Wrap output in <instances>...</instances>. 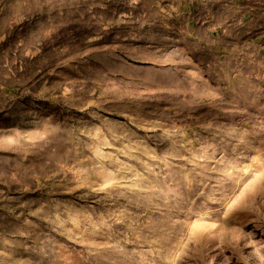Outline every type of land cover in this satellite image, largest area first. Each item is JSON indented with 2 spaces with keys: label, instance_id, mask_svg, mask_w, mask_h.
Returning a JSON list of instances; mask_svg holds the SVG:
<instances>
[{
  "label": "rangeland",
  "instance_id": "rangeland-1",
  "mask_svg": "<svg viewBox=\"0 0 264 264\" xmlns=\"http://www.w3.org/2000/svg\"><path fill=\"white\" fill-rule=\"evenodd\" d=\"M0 264H264V0H0Z\"/></svg>",
  "mask_w": 264,
  "mask_h": 264
}]
</instances>
